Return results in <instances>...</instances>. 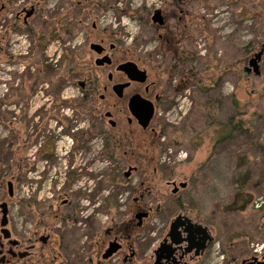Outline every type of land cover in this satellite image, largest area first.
Segmentation results:
<instances>
[{
  "label": "flooded vegetation",
  "instance_id": "af4514ba",
  "mask_svg": "<svg viewBox=\"0 0 264 264\" xmlns=\"http://www.w3.org/2000/svg\"><path fill=\"white\" fill-rule=\"evenodd\" d=\"M192 1L195 0H161L155 8L138 7L136 11L145 9L141 17L154 29L152 38L156 47L147 53H137L132 46H125L123 37L120 38L121 29L98 21L106 12H116L117 0H63L61 5L45 12L48 0H0V65L16 60L19 55L32 52L34 55L37 16L45 15L46 29H52L53 11L64 15L75 11L76 22L64 18L55 24V29H62L69 37L74 34L69 31L70 25L76 24L80 31V39L68 40L51 38L52 32L48 31L43 34L39 40L41 53L51 51L54 46L60 58L55 66L62 78L55 82L56 89L53 90L48 73L45 81H41L46 83L45 99L36 107L33 99L40 82L33 76L22 85L18 114L7 117V122L0 112V128L7 132L0 136V264H264V247L260 250L254 247L259 242H252L247 254L240 251L232 254L223 245L208 214L203 215L198 203H194L192 183L187 176L165 174L163 166H148L139 155L134 158L133 129L159 131L156 111L171 99V91L178 83L177 79L174 83L168 79L169 75L173 77L181 58L172 50L173 40L177 36L178 43L184 44L188 39L187 18L193 15ZM157 10L163 16V24L153 21ZM24 42L28 51L22 53L17 49L14 55L13 47ZM74 50L78 51L81 70L70 69L64 61V54H73ZM30 58V68L23 76L42 68L35 55ZM103 58H109L111 63H100ZM161 62L168 65L162 69ZM18 63L24 62L15 61L14 65ZM127 64L134 65L135 74L131 77L123 70ZM63 82H66L63 89L76 85L80 95L59 101L57 85ZM138 98L152 102L151 115L143 114ZM53 123L59 134L52 130ZM59 135L62 143L57 139ZM65 139L68 141L64 142ZM96 142L101 144L99 156L111 164L107 177L99 179L93 192L97 196L92 199L96 214L105 216L101 222H97L96 214L80 216L85 191L73 186L82 173L68 171L61 185L58 175L49 176L50 169L60 167L58 157L99 152ZM8 152L9 160L5 163L4 154ZM28 174L29 198L34 203H30L32 209L26 222L29 228L19 229L12 203L17 199L16 186ZM47 181H50L49 199L41 201L38 189ZM106 188L105 197L98 199L100 191L105 192ZM88 201L90 204L91 199ZM82 223L86 226L83 234L76 226ZM70 231L77 232L76 237L70 239L67 235Z\"/></svg>",
  "mask_w": 264,
  "mask_h": 264
},
{
  "label": "rangeland",
  "instance_id": "374dc122",
  "mask_svg": "<svg viewBox=\"0 0 264 264\" xmlns=\"http://www.w3.org/2000/svg\"><path fill=\"white\" fill-rule=\"evenodd\" d=\"M62 1L63 0H48V6L43 8L44 12L45 9L50 11L53 7L55 8L58 5H61ZM122 1L125 4L121 6L120 2ZM231 1L232 3L229 0H213L206 4H201L198 0L192 1L193 15L190 19L189 17L187 18V23L191 27L190 32L194 38L192 41L189 40L186 43L189 44L187 45L191 50L195 49L197 51L198 59L192 64L196 67V70H205L207 65L210 66V60L207 58L209 45L213 46L211 53L215 52L218 57H223L227 62L235 60L245 53L247 55L245 66L239 63L233 65L231 72L225 74L223 79L217 84H213V88H210L208 91V95H210L208 103L204 102L205 96L203 94H198V91L196 90L197 86L195 85L191 86L190 89L179 91L175 95V98H169L164 101L159 105L156 111V117L160 123V126H156L157 130H159L158 132L152 129L144 131L139 127L132 131V144L133 149L135 150L134 158L136 155L142 156L146 161L145 164L151 167L155 165L163 167L169 166V168H173L171 171L173 170L176 177L187 176L192 183L191 197L194 203H198L197 205L200 207L201 213H203V215L208 214L209 221H212L211 212L215 207V203L227 199L232 188L237 185L236 181H239V183L244 182V180L252 176V173H255L256 170L253 171L249 166L242 164L243 160L241 159V155L246 149L249 150V157H253L255 154V161L258 164H261L264 160V157L259 156V153H255V150L248 143L249 140H245L243 135L234 136L231 140L222 142L210 139L208 134L211 133V128L208 129L207 133L206 129L203 130V123L199 122V119L197 118L195 125L198 128V131L203 130L201 134L202 141L199 142L197 139L198 146L196 145L193 150L191 149V152L186 146H175L169 141L171 139V131L182 125L190 112L194 110V107H197V109L198 106L201 107L204 112L211 115L213 121L217 120V118L223 120L233 114L236 110L233 103V94L240 99L242 104L246 101L249 102V106H254L256 104V106H258L257 110L260 111V113L262 111L264 113V89H262V86L264 85V33L260 29V22H256V18L251 14H247L244 10V7L247 9L252 3L251 1L254 0H241L244 4H241L240 0ZM160 2L161 0H131L130 3H126L124 0H118L116 6L119 9L126 7L127 11H122L121 14L108 11L99 16L98 21H103L102 23H110L113 28L116 26L117 29H121L122 34L120 38L123 37L122 40L125 46H132V49L137 53H147L156 47V41L152 38L154 29L151 28L150 23L144 19L145 17H141V14L145 9L143 11H136V9L141 6L147 7L148 9L155 8ZM245 3H247V5ZM248 8L250 9V7ZM143 16H145V14H143ZM37 18L36 32H51L52 29H46V16L40 15V17L37 16ZM172 24L173 22H171V25ZM206 27H208V33L205 32ZM200 28L202 30H200ZM71 32H74V34L69 37L60 29H55L56 35L51 36V38L66 37L68 40L69 38L75 37L76 39H80L79 30ZM216 38H218L219 41L213 43ZM36 42H38L39 46V41H36L35 39V44ZM24 46L25 44H22L20 47L23 48ZM51 48V51L46 53H41L39 51L41 60L49 66L51 64L52 66L55 65L57 59L60 60V58H58V52H54L55 47L52 46ZM28 49L29 48L27 47L26 51H28ZM14 51H17L16 46L13 47V54ZM23 51H25V49ZM258 52H262V58L259 62L262 74L260 77H255L254 70L251 68V73L248 75V82L251 83V85H248L242 75H244V69L246 70V67H249L250 59ZM67 53L74 58L78 51L74 50L73 54L71 52ZM30 55L34 57L33 52L28 55H19L16 57V60H10V62L5 65H0V112L5 114L7 122H9L7 117L12 118V116L18 114L16 111H18L19 108L21 109V104L18 103V97L21 91H23L22 85L27 84L28 78L23 75L24 72L26 70L28 71L30 68L29 66L32 62ZM133 55L137 57L136 59L138 62V56L135 54ZM76 57H79V54H77ZM154 59L156 61L155 63H158L159 59L156 57ZM19 60L24 63L14 65V62ZM47 60L48 63H46ZM138 63L140 64V62ZM161 64L162 69L168 65H165V62H161ZM53 68L55 69L53 71L54 73L60 72L59 67L53 66ZM34 75L35 74H32L31 77ZM172 76L173 77H170L169 75L168 77L170 83H174L175 79L178 80V74L174 73ZM55 78H57V76L51 75L53 90L56 89V85L53 83ZM45 87L46 83L40 82L36 89L37 95L36 98L33 99V102H36V107H38L45 99ZM60 92H56L59 101L72 100L80 95L78 88L73 84H70L68 85V88L66 87L63 89L61 94ZM259 92H262L263 94L261 95ZM46 101L48 100L46 99ZM32 106L33 111L35 105L32 104ZM60 113L65 114V111L63 112L61 110ZM197 115H199V112H197ZM74 123L77 125L79 122ZM257 125L258 126L255 127L252 134L253 141L256 140L258 143L264 144V120L260 119L257 122ZM52 130L57 134L60 133L54 123L52 125ZM6 134L7 132L5 128H0V136L3 137ZM57 139L58 141L63 140L60 135ZM67 141V139L64 140V142ZM62 142L63 141L59 143ZM100 146V143H95V148L99 152L93 154L77 152L74 156L71 155L66 157L63 155L61 159H58V157L57 161H60V167L57 169H50L51 173L49 176L55 177L58 175L57 181L58 184L61 185L65 180V173L72 169L76 170L78 173H82V175L80 178H77L73 187L81 188L83 191L87 192L88 195L92 194L98 188L99 179H104L103 177L106 178L111 168L108 159L99 156L101 151ZM179 153H183V157H179ZM185 155L187 156L184 157ZM252 161H249L248 163H251ZM255 161L251 163L253 167L256 163ZM72 165H74V168H72ZM261 170L262 175H264V166ZM28 176L22 179L19 185L16 186L17 199L16 202L12 203V212L15 216L17 228L19 229L29 228L28 223L26 222L29 220V215L32 209L30 203H34L32 202V199L29 198L31 189L28 186V183L31 181V178L30 174H28ZM255 177L256 176H253V179H250L251 183L254 181ZM49 186L50 181H47L44 186L39 187L38 190H40L43 197L41 201L49 197ZM52 191L53 190L51 189V193ZM106 193L107 188L105 192L100 191L98 199L104 198ZM94 197L97 198L93 193L92 197L84 196V198H82L80 202L83 208L80 213L81 217L87 218L91 215L93 217V215L96 214V206H93L92 202ZM90 199L91 203L88 204V200ZM17 200L23 201L19 202ZM255 202L257 204H262L264 202V193L258 195ZM95 218L97 222H101L105 219V216L100 214L99 216H95ZM215 222H217V218L215 219ZM76 226L79 227V233H85L86 226H84L83 223ZM253 228L252 224H250L248 229L253 230ZM75 233L77 232L70 231L67 235L71 239V236L76 237ZM262 246L264 247V242H259V244H255L254 247L260 250L263 248Z\"/></svg>",
  "mask_w": 264,
  "mask_h": 264
},
{
  "label": "trees",
  "instance_id": "16d2710c",
  "mask_svg": "<svg viewBox=\"0 0 264 264\" xmlns=\"http://www.w3.org/2000/svg\"><path fill=\"white\" fill-rule=\"evenodd\" d=\"M198 1L201 4H206L213 0ZM229 1L232 3L231 0ZM240 2L241 4H244L243 1L240 0ZM251 2L252 3L248 6L250 7V9L248 7L247 9H245L244 7V10L247 14H251L252 16H254L256 18V22H260V29L264 33V0H254ZM245 4L247 5V3ZM115 10L118 14H121L123 11L117 6H115ZM51 15V32L52 36H55V24L62 21L64 18H68V21L70 23L76 22L78 13H76L75 11H69L67 15H64L62 12L55 10ZM190 28L191 27L188 25V30H186L189 31L187 33V41H192V39L194 38L192 33L190 32ZM60 30L62 31V29ZM74 30H78L76 24L74 26L70 25L69 31L71 32ZM200 30L202 29L200 28ZM205 32L208 33V27L205 28ZM44 33V31L36 32V41H39L40 38L44 36ZM218 41L219 39L216 38L214 39L213 43ZM187 44L188 43L179 44L177 41V36L173 40L172 50H174L175 53L178 54V56H181V58L178 61V66L173 64L174 66H176L174 68L173 74H178V83L171 91V98H175V95L179 91L184 90L190 85H195L197 86L196 90L198 91V94H203L205 96L204 102L208 103V98L210 97V95H208V91L210 90V88H213V84H217L220 80L223 79L225 74L231 72V70L233 69V65H237L239 63L245 66L247 55L243 53L241 57L227 62L226 59H223V57H218L215 52L211 53V51L213 50V46L209 45V53L207 58L210 60V66L207 65L205 67V70H196V67H194L192 64L198 59L197 51L195 49L191 50L190 47H188L189 44ZM36 45L37 47L34 51L35 59L37 63L42 64V68H37V71L34 75L37 83L45 80L48 73H50V75L57 76L53 83H55L57 80L59 82V79L62 78L61 74L53 72L55 70L53 66L55 65L46 67V64L42 62L39 56L41 51L40 46H38V42H36ZM63 57L64 61L67 63L66 66L70 69H83L82 67H80L81 60L78 59V57L74 56L73 58L69 54L64 55ZM60 68L63 69L62 66ZM48 69H51L52 71L49 70V72ZM250 73L251 71L248 69V67H246V70L244 69V75H242L248 85H251V83L248 82V75ZM261 74L262 72L260 74L254 75L255 77H260ZM31 76L32 74L29 73H27L26 75L28 80L31 79ZM71 79L74 78L72 77ZM64 84H66V82H63L61 84L58 83L57 86L59 88L57 89V93L61 91ZM262 89H264V85L262 86ZM259 93L261 95L263 94L262 92ZM233 101L234 107L236 109L235 112L223 120L217 118V120L213 121V119H211V115H209L207 112H204L201 107L198 106V109L197 107H194V110L190 112L182 125L174 128L171 131L172 134L170 136L171 139L169 140L170 143L175 146L184 145L191 152V149L193 150L196 145L198 146L197 139L199 140V142L202 141L201 134L203 130L206 129V132L208 133V129L211 128V133L208 134L210 136V139H215L217 142H222L231 140L234 136L243 135L245 137V140L250 141H248V143L255 150V153H259V156L264 157V144L258 143L256 140L253 141L252 135L255 127L258 126L257 122L260 119L264 120L263 111L260 113V111L257 110L258 106H256V104L254 106H249L248 101L242 104L240 99L236 97L235 94H233ZM197 112H199V115H197ZM196 118L199 119V122H202L204 125L203 130H200L201 132L198 131V128L195 125ZM248 154L249 150L246 149V151L241 155V159L243 160L242 164L249 166V168H251L253 171L256 170L255 173L253 174L251 172L252 176L244 180V182L239 183V181H236L237 185L232 188L227 199L225 201H217L215 203L213 211L211 212L212 221L210 222L213 224V228L217 232L218 236L221 237L223 245L227 247L232 254H237L238 251L243 252V254H247V252L250 250V245L252 242H264V202L259 205H257V203L255 202L256 197L264 193V177H262L264 175H262L261 173V169L264 166V160L262 159V163L258 164L255 161V154L253 157H249ZM8 155L9 152L8 154H4L5 163L9 160ZM249 161H252L251 163H253L254 161L256 162L254 164V167L251 163H248ZM164 168L165 174H170L171 172H173V170L171 171V169L173 168H169V166H166ZM253 176L256 177L251 183L250 179H253ZM92 194H90V196L87 192H84L83 196L92 197ZM216 218L217 222H215ZM250 224H252V226L254 227L253 230L248 229Z\"/></svg>",
  "mask_w": 264,
  "mask_h": 264
},
{
  "label": "water",
  "instance_id": "95a60500",
  "mask_svg": "<svg viewBox=\"0 0 264 264\" xmlns=\"http://www.w3.org/2000/svg\"><path fill=\"white\" fill-rule=\"evenodd\" d=\"M153 21L156 23H160L163 24L164 23V19L163 16L160 12V10H157L154 15H153ZM262 58V52H258L256 53L249 61V67L248 69L251 70V68L254 70L255 74H260V65L259 62ZM103 62H107V63H111L109 58H103L100 60V63ZM123 70L125 72H127L128 76H133L135 74V69H134V65L133 64H127L123 67ZM138 104L140 106L141 111L143 112V114L145 113V115H151L153 113V104L152 102L144 99V98H138ZM147 120L149 117H145ZM2 206L6 207V204H3ZM7 214V209L5 208L4 210V216H6Z\"/></svg>",
  "mask_w": 264,
  "mask_h": 264
},
{
  "label": "built area",
  "instance_id": "2783aa9c",
  "mask_svg": "<svg viewBox=\"0 0 264 264\" xmlns=\"http://www.w3.org/2000/svg\"><path fill=\"white\" fill-rule=\"evenodd\" d=\"M22 44H25V46L22 48V47H20ZM20 46H16V49H18V50H20L22 53H26L27 51H26V49H27V47H28V45L24 42V43H22ZM25 49V51H23ZM187 155H185L184 157H186ZM179 157H183V153H179Z\"/></svg>",
  "mask_w": 264,
  "mask_h": 264
}]
</instances>
